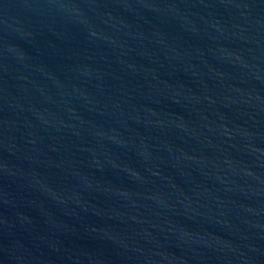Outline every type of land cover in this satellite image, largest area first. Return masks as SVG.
Wrapping results in <instances>:
<instances>
[{"label": "water", "instance_id": "water-1", "mask_svg": "<svg viewBox=\"0 0 264 264\" xmlns=\"http://www.w3.org/2000/svg\"><path fill=\"white\" fill-rule=\"evenodd\" d=\"M0 264H264V0H0Z\"/></svg>", "mask_w": 264, "mask_h": 264}]
</instances>
